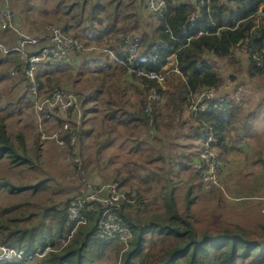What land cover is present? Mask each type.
<instances>
[{"label":"rangeland","instance_id":"374dc122","mask_svg":"<svg viewBox=\"0 0 264 264\" xmlns=\"http://www.w3.org/2000/svg\"><path fill=\"white\" fill-rule=\"evenodd\" d=\"M95 1L106 5V10L112 14L111 20L116 19L115 27L119 32L112 39V45H121L118 40H123L126 45L131 40L140 41L150 34L156 25L155 17H158L145 7L142 0H0V9L8 7L13 11L16 28V33L10 30L5 35L0 30V42L4 44L6 39L12 47L17 44V33L41 37L45 35L49 25L62 26L65 22L75 25L77 19H70L69 14H64L69 5H73L71 12L73 11L74 17L77 11L80 24L74 29L69 28L68 34L74 35L75 30L85 32L84 29H88L90 24L88 10ZM80 7L82 11L79 14ZM107 20L105 19L104 23ZM106 48L108 43L104 42L99 47L93 46L87 51H82L83 54L99 58L100 62L89 58L85 65H77L74 71L54 70L42 76V97L54 86L75 94L80 91L91 93L87 89L90 86L88 81L102 75L105 85L102 99H106L109 90L112 98L119 100L114 107L117 116L131 110L134 112L138 98L131 95L133 102L129 101L127 82L124 83V92L118 94L123 82L117 74L111 76L110 68L104 69V74L93 71L101 67L99 64L105 60L99 52L107 51ZM108 52L109 60H112L113 52ZM3 57L0 51V59ZM234 57L237 64L233 65L227 60H218L210 55L206 57L221 78L220 85L225 91H230L237 85L244 87L242 105L231 117L234 125L227 133L225 144L228 151L221 153L224 163L221 187L211 191L200 188L192 169L196 161L194 154L198 152L200 144L196 147L194 144H197V141L189 143L187 135L193 132L188 129V125L180 127L174 122L166 132L161 127L149 129L141 124H137L135 128L131 125H117L113 129L109 125L116 123L120 116H105L108 110L102 103L97 111H92V102L82 103L83 95H86L83 94L79 97L74 115L69 119L76 129H82L81 134H78L77 144L85 174L94 182H122L124 178L127 179L122 182L124 189L136 190L145 201V209L137 211L140 216L164 211L161 192L167 180L174 184L179 210L185 212L184 196L189 186H193L196 199L188 212L197 231H216L238 225L263 243L264 66L261 68V76L252 77L248 72L249 56L245 50L236 49ZM173 64V59L169 58L165 68L169 69ZM12 72L4 62H0V116L4 118L7 132L12 138L15 139L17 133L23 135L31 162L13 166L7 158H0V180L8 181L16 187L37 188L19 192H9L7 188L0 189V207L26 202V205L11 209L4 216L34 213L29 223L35 224L41 217L43 208L53 204L62 207L66 200L78 195L82 187L72 163L65 160L69 147L59 146L50 138L51 133L59 129V120L42 114L38 117L32 99L26 94V80L21 79L19 73L13 75ZM47 78L50 81H47ZM130 212L134 214L133 211ZM155 242L157 247L158 241ZM116 244L119 252L116 250L117 246L112 245L103 250L101 257L93 264H120L123 251L120 245ZM35 262L31 259L25 263Z\"/></svg>","mask_w":264,"mask_h":264},{"label":"trees","instance_id":"16d2710c","mask_svg":"<svg viewBox=\"0 0 264 264\" xmlns=\"http://www.w3.org/2000/svg\"><path fill=\"white\" fill-rule=\"evenodd\" d=\"M164 1L165 11L161 17H155L157 22L152 28L153 31L145 35L142 40H137L138 56L130 62H128V44L118 40L121 45H112L111 41L116 37L119 29L115 27L116 19L111 20V12L107 11L106 5L99 1H95L88 10L89 28L85 30L82 27L85 32L75 30L73 35L82 41L88 50L93 46L99 47L104 42L108 43L107 51L99 52L104 56L103 62L107 63L104 69L110 68V75L117 74L123 82L122 88L117 87L121 89L118 94L124 92V83L127 82L128 88H131V91L128 89L129 93L138 98L135 103L137 109L134 112L131 110L121 113L118 117L114 107L119 100L112 98L109 90L106 99H102L105 90L102 75L88 81L90 86L87 89L91 93L80 91L77 95L81 98L86 94L83 95L82 103L92 102L94 104L92 111H97L102 103L108 110L105 116L118 117L116 123L109 125L113 129L117 125L125 127L131 125L135 128L137 124H141L149 129L161 127L166 132L176 122L180 127L188 125V129L193 132L187 135L189 143L199 141L202 144L204 139L211 136L212 146L220 153H225L228 151L225 144L227 133L234 125L231 117L235 115L236 109L232 108L226 112L219 110L197 112L194 115L189 110V106L192 97L199 91L218 86L222 82L217 71L207 61L208 55L218 60H227L233 65L237 64V59L234 57L236 49H244L249 56V74L252 77L261 76L264 70L257 69L251 57L264 48V0H195L194 3ZM72 7L73 5H69L64 14L66 16L69 14L70 19L77 20L73 26L65 22L66 24L62 25L65 32L80 24L77 11L75 17L73 11L71 12ZM79 10L80 14L82 8L80 7ZM101 12L104 13L99 15ZM105 19H108L106 23H104ZM1 32L3 35L6 33V31ZM3 45L7 48L11 47L6 39ZM44 45L40 43L29 48V51L35 52ZM108 51L125 61L126 66L119 67L113 60H109L108 64L106 61L109 57ZM80 53L82 51L76 55L79 56ZM153 55H156L155 60L152 59ZM2 56L4 57L0 62H4L11 71L15 70L20 74L21 79H25L23 63L18 53L10 50L2 53ZM169 57H174V67L170 68L165 76L164 85L156 80L136 77L128 73L127 65L134 69L160 73L169 63ZM59 65L56 66L60 67ZM97 72L104 74L105 71L100 69ZM49 73L50 70H47L36 76L41 88H43L42 76ZM123 75L124 78L126 77L125 81L122 79ZM230 78L233 79V76ZM47 81L50 80L47 78ZM95 85L97 86L93 88ZM130 101L133 102L132 99ZM147 105L150 107L149 115L145 113ZM81 132L82 129L78 134L80 135ZM0 158H7L13 166L31 162L23 135L17 133L15 139L12 138L7 132L2 116H0ZM125 180L127 179L124 178L122 182ZM122 182L120 181L121 184ZM173 185L171 180H167L162 187L161 199L164 207L162 213L140 216L132 209L121 211L120 214L129 227L132 238L128 250L122 252L120 256V264H264V240L260 243L259 238L238 225L216 231H197L188 212L196 199L195 187L189 186L186 190L184 196L186 211L181 212L175 199ZM2 188H7L9 192H19L37 187H16L8 181L0 180V189ZM138 196L143 200L139 193ZM26 204L19 202L9 207H0V244L15 248L22 254L21 259L3 261L0 264H26L25 262L31 259L36 261L35 264H93L101 257L102 251L112 245L117 246L116 250L119 252L116 241L105 240L99 236L96 227L102 210L99 205L84 210L87 223L76 229L66 246L59 248L58 240L67 238L73 227L65 226L67 200L62 207L53 204L43 208L41 217L35 224L29 223L34 213L4 216L11 209ZM262 231L261 238H264V228ZM155 240L158 241L157 247ZM47 246L52 250L40 256Z\"/></svg>","mask_w":264,"mask_h":264},{"label":"built area","instance_id":"2783aa9c","mask_svg":"<svg viewBox=\"0 0 264 264\" xmlns=\"http://www.w3.org/2000/svg\"><path fill=\"white\" fill-rule=\"evenodd\" d=\"M142 1L145 7L157 17H161L165 11L166 3L164 0ZM194 18L195 16L191 18V21ZM0 30L6 32L14 30L16 33L14 13L8 7L0 9ZM17 38V44L9 48L0 42V51L6 53L10 50H15L18 53L19 59L23 63L24 78L27 82L26 94L32 99L35 110L38 112V117L42 114L60 121L59 129L52 132L50 138L55 140L59 146L69 147L65 160L72 163L79 175L82 187L78 195L67 201L65 226L72 225L73 227L71 234L67 238L58 240L59 248L66 246L76 229L87 223L83 214L84 210L86 208L87 210L92 209L94 205H99L102 208L96 222L99 236L105 240L116 241L123 252L128 250L132 233L124 223L120 213L123 209L143 211L145 209V201L139 198L136 190L124 189L123 184L119 181L94 182L85 174L77 144L80 129L78 130L79 127L76 129L69 119L76 111L79 96L54 86L48 94L42 97V88L36 80V76L40 72L64 63L75 54L88 49L84 47L82 41L66 33L62 26L58 25L47 26L45 35L39 38L20 33H17ZM40 43L45 45L35 52L29 51V48ZM138 44L137 39L129 41L127 47L128 62L138 56ZM152 59L155 60L156 55H153ZM251 59L255 67L261 69L264 66V48L258 53H254ZM112 60L119 67L126 66L125 61L117 58L114 54ZM166 66L162 68L160 73L134 69L128 65L127 70L128 73L136 77L153 79L164 85L165 76L171 70L170 68L174 67V64L169 69H166ZM174 70L176 71V69ZM12 73L13 75L17 74L15 70ZM243 93L244 87L242 85H237L230 91H225L221 85L204 88L192 97L189 110L196 115L197 112L212 110L226 112L232 108L237 109L242 105ZM145 113L147 115L150 113L148 105L145 108ZM192 169L202 190L211 191L221 187V174L224 170V163L221 153L212 146L211 136L203 140ZM94 210H97V208H94ZM50 250L52 249L47 246L40 256L45 255ZM21 256L22 254L19 250L0 244V262L21 259Z\"/></svg>","mask_w":264,"mask_h":264},{"label":"crops","instance_id":"0c3cea01","mask_svg":"<svg viewBox=\"0 0 264 264\" xmlns=\"http://www.w3.org/2000/svg\"><path fill=\"white\" fill-rule=\"evenodd\" d=\"M89 58H92L93 60H94V56H88V55H86V54H79V56L78 55H74V56H72L71 58H69L66 62H64V63H62V64H60L59 66L60 67H57V66H55V67H53V69H51L50 71H54V70H58L59 72L60 71H62V70H66V69H72L71 71H74L75 70V67L77 66V65H85V63H87L88 62V60H89ZM173 59V61H174V58H172ZM95 60H97L98 62H100V59L99 58H95ZM83 61H85L84 63H82ZM112 61V60H111ZM108 64L110 63V61H109V57H108ZM68 65H69V67L70 68H68ZM101 67H97L96 69H93V71H99L100 69H103L104 70V67H106L107 66V63H104L103 61H101V63L99 64ZM79 69H83V68H79ZM87 70V69H86ZM126 78V77H125ZM124 78V75L122 76V79H123V81H125L126 79ZM121 79V80H122ZM128 80V79H127ZM129 90L131 91V88L129 87ZM129 96H131V93H129ZM131 100V97H129V101ZM185 116V115H184ZM173 134V133H172ZM189 141V140H188ZM193 144V143H192ZM200 144V147H199V150H200V148H201V146H202V144L199 142V141H197V144H194L196 147L198 146ZM198 150V151H199ZM197 151L195 152V154H194V156H196L197 157Z\"/></svg>","mask_w":264,"mask_h":264}]
</instances>
